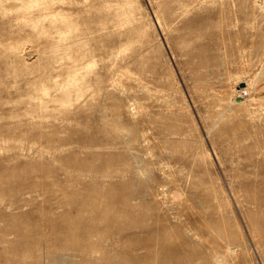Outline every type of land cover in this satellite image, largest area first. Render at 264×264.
<instances>
[{
    "label": "rangeland",
    "instance_id": "374dc122",
    "mask_svg": "<svg viewBox=\"0 0 264 264\" xmlns=\"http://www.w3.org/2000/svg\"><path fill=\"white\" fill-rule=\"evenodd\" d=\"M262 97L264 0H0V264H264Z\"/></svg>",
    "mask_w": 264,
    "mask_h": 264
},
{
    "label": "bare ground",
    "instance_id": "6f19581e",
    "mask_svg": "<svg viewBox=\"0 0 264 264\" xmlns=\"http://www.w3.org/2000/svg\"><path fill=\"white\" fill-rule=\"evenodd\" d=\"M244 80L246 81V87H241V88L234 89L233 92H232V94H231V96L229 97V101L228 102H223L221 100L217 101V104H220L223 107L222 108V111L228 110L233 105H236V106L245 105V104H247L251 100L248 96L239 97V94H240V92L242 90H246V89L248 90L250 88V80H248V79H244ZM254 83L256 84V83H258V81L257 82L255 81ZM251 96L252 95H250V97ZM238 98H240V100ZM261 102H262L263 108H258V109H255L254 111L251 110V109H248V113L247 114H248V116H249V118L251 120H253V119L258 118V117L261 116V111L264 110V97L261 98ZM215 117H216L217 120H214V123L216 124L218 122L219 118H220V115L219 114H216ZM155 133H156V131H155V129H153V136H154ZM233 251H234V247L229 244L228 247H227V249L224 252V255L226 257L231 256V254L233 253ZM209 254H210V257L211 258H215L216 255H217V253L214 252V251L213 252L210 251ZM54 263L55 262H51L50 264H54Z\"/></svg>",
    "mask_w": 264,
    "mask_h": 264
},
{
    "label": "water",
    "instance_id": "95a60500",
    "mask_svg": "<svg viewBox=\"0 0 264 264\" xmlns=\"http://www.w3.org/2000/svg\"><path fill=\"white\" fill-rule=\"evenodd\" d=\"M240 100V98H238Z\"/></svg>",
    "mask_w": 264,
    "mask_h": 264
}]
</instances>
